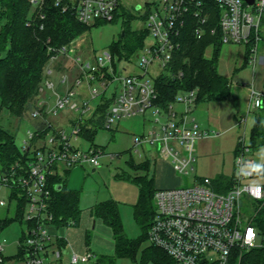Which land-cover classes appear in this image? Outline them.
Returning a JSON list of instances; mask_svg holds the SVG:
<instances>
[{
    "label": "built area",
    "instance_id": "built-area-1",
    "mask_svg": "<svg viewBox=\"0 0 264 264\" xmlns=\"http://www.w3.org/2000/svg\"><path fill=\"white\" fill-rule=\"evenodd\" d=\"M31 5L34 16L28 24L44 21L46 0H31ZM55 7L72 13L82 24L93 26L98 21L113 22L124 8V0H56ZM135 10L136 15L146 16L143 23L149 31L144 47L135 55L139 61L137 73H127V69L118 71L109 50L94 62H82L73 57L72 43L58 49L49 48L53 53L50 62L57 66L60 60L70 59L79 74L60 94L55 82L49 81L53 70H46L48 79L41 93L45 88L52 90L55 104L49 106L48 101L40 99L39 106L30 112L31 117L39 121L20 145L22 154L27 156L26 163L17 162L6 171H0V187L11 190L10 199L13 191H19V197L26 200L25 231L19 242L24 264H58L64 253L69 254V264H86L92 257L70 252L66 240L51 232L50 228L57 226L50 177L76 166L100 167L99 159L105 154L103 149L93 146L84 150L74 144L83 138L82 126L96 113L98 105L92 110L95 100L110 101L103 125L108 130L125 118H152L157 129L138 136L135 147L150 152L156 144L158 155L169 161L175 172L188 174L194 171L197 162V141L217 137L219 133L202 130L192 115L199 89L180 91L167 108L158 103L157 79L162 75L181 79L184 75L182 70L175 73L171 64L183 49L181 37L187 23H194L196 38L215 37L211 46L216 43L250 46L249 64L254 67L264 59L259 58L264 0L252 3L245 0H145L136 4ZM67 83L68 77L64 75L61 84ZM83 86L88 90V97L79 91ZM178 105L184 106L181 114L175 110ZM249 109L264 110V91L252 87ZM50 117L65 118V122L55 124ZM43 134L34 146L36 136ZM252 155L250 138L243 132L235 154L233 185L226 192L217 191L208 177L197 179L188 187L157 189L149 243L162 250L172 264H242L244 252L264 245L251 218L242 212L246 201L260 203L264 200V185L252 168L256 165ZM0 206H7V202L0 199ZM72 225H75L74 220L67 221L65 226ZM2 253L1 243L0 264Z\"/></svg>",
    "mask_w": 264,
    "mask_h": 264
},
{
    "label": "trees",
    "instance_id": "trees-1",
    "mask_svg": "<svg viewBox=\"0 0 264 264\" xmlns=\"http://www.w3.org/2000/svg\"><path fill=\"white\" fill-rule=\"evenodd\" d=\"M55 1L46 0L44 21L35 20L28 24L34 16L30 0H0V111L6 110L11 116L23 118L39 106L41 88L48 79L46 70L53 56L49 48L58 49L69 45L93 27L80 23L70 12H62L60 8L55 7ZM119 19L123 21V31L119 40L109 46V51L113 57L119 58V61H129L144 47L149 36L145 26L133 29V22L144 21L146 16L132 14L121 8L113 22ZM103 23L106 22L98 21L94 26ZM42 24L43 29H41ZM193 29L194 23L189 21L181 37L183 49L171 64L175 73L179 70L184 72L183 77L175 79L173 76L162 75L157 79L160 95L158 103L163 105L161 107L167 108L180 91L199 89L197 104L225 101L231 94L229 79L218 71L219 55L223 45L216 43L213 57L207 58L206 51L215 41V37L208 35L196 38ZM250 54L251 47L248 46L245 55L247 65ZM57 67L58 70L67 68L63 60L58 62ZM109 104L110 101L103 98L94 116L82 126L81 136L85 140L93 143L97 130L104 128ZM42 137L44 134L37 135L33 145L36 146L39 138ZM263 146L264 116L259 114L251 130L250 147L255 151ZM235 151L238 152V147ZM26 160V154H22L17 145L16 134L0 126V171H6L17 162L25 164ZM128 165L133 171L143 172V175L132 179L139 186V197L133 215L140 229V235L136 239H129L126 236L118 202L108 200L97 204L93 209V215L112 229L115 241V257L101 256L99 263L114 264L116 258H126L137 264H172L159 248L149 245L142 249V245L148 241L149 229L156 213L154 194L157 188L155 179L149 176L153 165L150 160L141 164H135L132 160ZM71 170L63 169L62 173L57 172L50 177L52 210L57 227L67 225V221L70 220H74L75 225L80 222V192L68 188ZM123 175L116 176L123 178ZM257 177L261 178L264 185V172L257 173ZM232 185L233 177L221 176L213 181L214 188L216 186V190L220 192L228 191ZM19 193L13 191L11 196V202H15L16 205L14 216L0 218V245L1 235L7 227L16 221L24 225L26 200L19 197ZM244 205L245 216L251 218L252 225L264 240V200L260 203L248 200ZM1 256L3 257L2 254ZM21 259L23 256L19 249L16 256L3 257L2 263ZM242 264H264V245L244 252Z\"/></svg>",
    "mask_w": 264,
    "mask_h": 264
},
{
    "label": "rangeland",
    "instance_id": "rangeland-1",
    "mask_svg": "<svg viewBox=\"0 0 264 264\" xmlns=\"http://www.w3.org/2000/svg\"><path fill=\"white\" fill-rule=\"evenodd\" d=\"M144 1L124 0V10L132 14L138 13L135 10L136 4ZM143 26V21L136 20L132 27L140 29ZM122 31V19L97 26L93 25L89 31L72 42L73 57L80 58L82 62H94L97 57L109 50V46L113 42L119 40ZM260 34L262 40L259 44V58H264V22ZM245 48L242 45L228 44L221 49L218 71L230 81L231 94L228 99L220 102H202L193 108L192 115L196 117L202 128H208L214 133L221 132L220 138H205L199 143V154H197L193 172L182 175L175 172L174 168L169 166V161L158 155L156 144L150 152L144 151L143 147H135L137 136L147 134L153 129L151 122H148V117L135 116L122 119L111 130L99 128L93 143L84 138H79V141L74 142L75 145L82 146L84 150L96 146L103 149L105 154L99 159L100 167L94 168L86 164L72 169L70 183L80 192L81 220L78 226H62V230L57 234L68 242L67 249L70 252L91 255V259L86 264H101L99 258L102 255L115 257L112 230L101 219L93 215L94 207L108 200L118 202L126 236L129 239L139 237L140 229L133 215L134 206L139 197V186L132 179L135 176L143 175V172L133 171L129 167L128 162L132 160L135 164L151 161L153 166L149 176L155 179L157 189L188 187L203 177L214 179L215 182L221 177L220 175L232 176L234 173L233 152L237 145L238 134L243 130V126L240 128L236 125L237 122L247 116L250 119H253L254 115L255 117L259 114L264 116V112L256 110H251L249 113L252 84L255 81L258 85L263 81L264 63L259 62L255 67L253 64H245ZM214 50V46H210L206 51V57L212 58ZM63 61L67 67L63 71H59L52 62L48 66V70H53L49 81L55 82L57 92L60 94H63L73 84L79 74L73 61L67 58ZM138 63L136 56L129 61H119V58L115 57L118 71L127 69V73H137L140 71L137 67ZM64 75L68 77L66 85L61 84ZM79 91L83 93L84 97L89 96L85 86L80 87ZM40 98L48 101L49 106L55 104V94L50 89L45 88ZM97 105L99 102L95 100L92 103V110ZM217 118L220 123L217 122ZM50 120L55 124L65 122V118L53 119L50 117ZM38 121L33 119L30 113L19 118L11 116L6 110L0 111V126L10 133L16 134L19 147L28 138V131L33 132L36 129ZM67 131L70 130L67 129ZM261 149H264V146L253 151L252 158L256 164L264 165V153L261 152ZM118 174H124L123 178L117 177ZM10 192L11 190L8 188L0 187V199L7 202V206H0V218L2 219L13 217L15 214V202H11ZM245 211L243 204L242 212ZM23 231H25V225L16 221L2 233L1 243L4 258H12L17 255ZM149 245L151 244L147 241L142 245V249ZM139 258L140 255L138 261ZM61 263L69 264L68 255H63ZM2 264H24V262L21 259ZM114 264L137 263L126 258H116Z\"/></svg>",
    "mask_w": 264,
    "mask_h": 264
},
{
    "label": "crops",
    "instance_id": "crops-1",
    "mask_svg": "<svg viewBox=\"0 0 264 264\" xmlns=\"http://www.w3.org/2000/svg\"><path fill=\"white\" fill-rule=\"evenodd\" d=\"M245 52H246V48H245ZM260 63L261 64H263L264 63V59H262L261 61H260ZM252 87H254V88H256L257 90H260V91H264V78H263V81H261V83L260 84H258V85H256V82L254 81L253 82V84H252ZM200 103H198V104H196V106H194V107H197V105H199ZM175 110L177 111V112H179L180 114L181 113H183V111H184V106H175ZM193 111H194V109H193ZM251 111H250V109H249V113H250ZM259 112V111H258ZM193 117L195 118V120H196V122H197V124L199 125V127L202 129V130H209L210 131V129H208V128H202L201 126H200V124L198 123V121H197V119H196V117L193 115ZM144 118H146V117H144ZM148 122H151V127L153 128L152 130H154V129H157V127H156V125H154V123L152 122V118H150L149 116H148ZM255 115H254V118L253 119H250L248 116L247 117H245L244 119H241L239 122H237V124L236 125H238L240 128H242V126H243V130H242V132L241 133H239L238 134V141H237V145H236V147H235V149H234V173L232 174V176H227V175H220V176H226V177H228V178H231V177H233L234 176V174H235V154H236V149H237V147H238V143H239V138H240V136L242 135V133L243 132H246V134H248V136H249V138H250V134H251V130H252V127H253V125H254V121H255ZM217 122L218 123H220V120L217 118ZM37 125H38V123H36ZM151 130V131H152ZM144 134H146V133H144ZM139 136V135H138ZM137 136V137H138ZM221 137V132H219V136H217V137H210L209 139H217V138H220ZM201 141H204V140H199V141H197V143H196V155L197 154H199V143L201 142ZM148 150H150V149H148ZM254 160V159H253ZM254 162H255V160H254ZM169 164V166L170 167H173L170 163H168ZM255 164H256V162H255ZM175 171V170H174ZM63 172V170H61L60 171V173H62ZM71 172H72V170H71ZM70 176H71V173H70V175H69V177H68V188L69 189H71V190H73V191H79V190H77V189H75V187H73L72 186V183H70L71 181H70ZM201 178V177H200ZM209 178V177H208ZM214 180V179H213ZM159 189V188H158ZM161 189H163V188H161ZM97 218V217H96ZM98 219H100V218H98ZM80 220H81V217H80ZM103 222V221H102ZM80 223V222H79ZM104 223V222H103ZM105 224V223H104ZM79 225V224H78ZM78 225H76V226H78ZM106 225V224H105ZM62 227V226H61ZM61 227H55V228H53V227H51L50 228V230H51V232L52 233H54V234H59V232L62 230V228ZM110 228V227H109ZM111 229V228H110ZM112 230V229H111ZM112 234H113V232H112ZM112 240H113V244H114V247H115V241H114V236L112 237ZM66 244L68 245V242L66 241ZM64 255H68V263H69V254H67V253H64ZM79 255V254H78ZM81 256H83V255H81ZM102 256H104V255H102ZM54 258V257H53ZM62 260H63V256H62V259H61V262H62ZM55 261V260H54ZM61 262H59L58 264H60ZM62 264V263H61Z\"/></svg>",
    "mask_w": 264,
    "mask_h": 264
},
{
    "label": "clouds",
    "instance_id": "clouds-1",
    "mask_svg": "<svg viewBox=\"0 0 264 264\" xmlns=\"http://www.w3.org/2000/svg\"><path fill=\"white\" fill-rule=\"evenodd\" d=\"M261 152L264 153V149H261ZM252 168L256 170L257 173H262L264 172V165H252Z\"/></svg>",
    "mask_w": 264,
    "mask_h": 264
},
{
    "label": "water",
    "instance_id": "water-1",
    "mask_svg": "<svg viewBox=\"0 0 264 264\" xmlns=\"http://www.w3.org/2000/svg\"><path fill=\"white\" fill-rule=\"evenodd\" d=\"M245 1H247V2H249V3H252L253 2V0H245ZM148 149H150V147H148ZM61 188V187H60Z\"/></svg>",
    "mask_w": 264,
    "mask_h": 264
}]
</instances>
